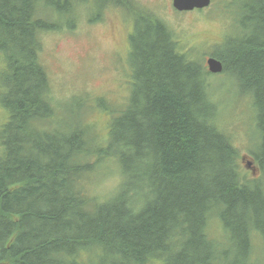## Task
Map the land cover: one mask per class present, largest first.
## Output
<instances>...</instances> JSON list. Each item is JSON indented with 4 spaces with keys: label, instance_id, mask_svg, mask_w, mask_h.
I'll return each mask as SVG.
<instances>
[{
    "label": "trees",
    "instance_id": "16d2710c",
    "mask_svg": "<svg viewBox=\"0 0 264 264\" xmlns=\"http://www.w3.org/2000/svg\"><path fill=\"white\" fill-rule=\"evenodd\" d=\"M91 6L94 21L112 6L134 17L130 98L103 140L79 114L84 100L59 114L38 58L41 34L73 30ZM241 9L240 33L211 56L216 82L251 100L257 177L218 122L226 87L132 0H0V264H264V0ZM110 164L118 183L90 194Z\"/></svg>",
    "mask_w": 264,
    "mask_h": 264
},
{
    "label": "rangeland",
    "instance_id": "374dc122",
    "mask_svg": "<svg viewBox=\"0 0 264 264\" xmlns=\"http://www.w3.org/2000/svg\"><path fill=\"white\" fill-rule=\"evenodd\" d=\"M132 1L138 10L149 12L171 28L207 68L206 58L212 55L215 45L223 46L226 38L240 33L239 22L244 14L241 7L245 0H212L204 9L183 12L173 8L172 0ZM80 12L73 30L62 27L40 35L38 58L48 75L54 102L60 104L59 114L65 118L69 100L73 97L77 104L82 103L79 98L84 100L85 108H81L79 114L87 112L84 115L85 123L91 125L96 138L103 140L111 119L125 108L130 98V70L127 63L134 17L120 6L106 8L103 18L95 21L93 19L97 12L93 6L80 9ZM6 64L0 52V74L6 69ZM221 74H212L209 79L215 84L220 82L222 88L226 87V92L221 91L218 100V122L230 134L233 144L243 156L240 161L243 170L250 177H257L259 171L253 163L254 171L244 165L252 159L249 153L253 140L250 131L254 127L251 100L245 95L234 96L228 92L230 89L227 87L231 85L229 77H221L216 82ZM1 92L0 86V95ZM6 120L7 112L0 104V125ZM104 171V176H95L88 182L89 193L99 198L107 195L118 183L116 165L110 164ZM219 225L216 221L210 225L215 238L221 235ZM152 264L161 263L157 261Z\"/></svg>",
    "mask_w": 264,
    "mask_h": 264
},
{
    "label": "water",
    "instance_id": "95a60500",
    "mask_svg": "<svg viewBox=\"0 0 264 264\" xmlns=\"http://www.w3.org/2000/svg\"><path fill=\"white\" fill-rule=\"evenodd\" d=\"M210 3L211 0H172V6L177 11H190L193 9H203L208 7ZM205 62L208 71L212 74L220 73L223 69L222 62L213 56H208ZM251 165H252L251 161L246 162V166L254 171L255 168L252 167Z\"/></svg>",
    "mask_w": 264,
    "mask_h": 264
},
{
    "label": "flooded vegetation",
    "instance_id": "af4514ba",
    "mask_svg": "<svg viewBox=\"0 0 264 264\" xmlns=\"http://www.w3.org/2000/svg\"><path fill=\"white\" fill-rule=\"evenodd\" d=\"M193 10H195V9H193Z\"/></svg>",
    "mask_w": 264,
    "mask_h": 264
}]
</instances>
